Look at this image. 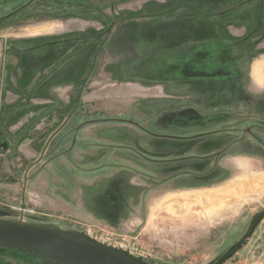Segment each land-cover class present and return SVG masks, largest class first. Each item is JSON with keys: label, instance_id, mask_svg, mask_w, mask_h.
<instances>
[{"label": "rangeland", "instance_id": "374dc122", "mask_svg": "<svg viewBox=\"0 0 264 264\" xmlns=\"http://www.w3.org/2000/svg\"><path fill=\"white\" fill-rule=\"evenodd\" d=\"M254 1L0 0V220L102 223L152 264H215L264 210V96L242 87L264 53ZM32 54L49 56L38 78ZM176 81L205 90L172 99ZM237 158L257 185L196 204ZM260 249L264 219L223 264ZM0 264L56 263L5 248Z\"/></svg>", "mask_w": 264, "mask_h": 264}, {"label": "water", "instance_id": "95a60500", "mask_svg": "<svg viewBox=\"0 0 264 264\" xmlns=\"http://www.w3.org/2000/svg\"><path fill=\"white\" fill-rule=\"evenodd\" d=\"M262 219L264 210L257 213L240 241L215 264H223L244 246ZM0 246L29 252L56 264H152L98 243L86 235L23 221L0 220Z\"/></svg>", "mask_w": 264, "mask_h": 264}, {"label": "crops", "instance_id": "0c3cea01", "mask_svg": "<svg viewBox=\"0 0 264 264\" xmlns=\"http://www.w3.org/2000/svg\"><path fill=\"white\" fill-rule=\"evenodd\" d=\"M255 2H259V1L255 0L254 3ZM251 3H253V2H250V4ZM260 4L264 5V1H260ZM263 8H264V6H263ZM247 10H250V11L255 10V12H256V14L254 16L255 21H257L261 17L260 16L261 15L260 11H262L261 7L255 8L252 6H248ZM56 27L60 28V27H62V25H55V24L47 25L42 29H37V30L33 31L34 32L33 34H38L40 31L51 32ZM255 44H257V43H255ZM169 45L177 46V45H180V42L174 41V42H171ZM32 55L33 56H31L30 58L27 57L26 60L28 63H30V65L32 66V69L36 70L35 73H33V76L36 74V72L39 73V74H37V76H35L36 78H38L40 73L44 72V69H46V68H44V62H45L46 57H49V56L46 54V57L44 58V54H41V55L32 54ZM253 60H255V63H252ZM249 73H252L257 78L258 77L264 78V53L259 58H258V55L254 56L252 58V60L249 64L248 74ZM201 76H204V75L201 74ZM178 81H176L175 86L172 85L173 87H172L171 91L169 92V94L171 96L170 98H172V99H175V98L183 99L186 97H194L195 93H198L200 91L204 92V90H205V89L200 90L199 88H197L198 90L196 89V92H195L193 90L194 88H191V87L185 88L184 86H182L183 84L178 83ZM42 83H44V82H42ZM183 83H185V85H186L185 80ZM43 86H44V84H42V87ZM245 94H247V93H245ZM248 97H251V96H248ZM248 97H247V99L244 96L239 97V98L242 102L248 103L249 102ZM249 99L252 100L251 98H249ZM243 161L244 160H242L241 158H237V159L233 160V165H234L235 170H236V174L234 176H232V177L227 176L226 178H224L218 182H214V183L207 184V185H201L200 187L194 189L193 191L198 192V195L195 197L194 202L196 204H203L206 207L215 206L216 204L221 205L224 202H227L228 205L230 206L231 205V203H229L230 198L236 197V199H237L238 196H243L244 194H242V193H245L247 189H253V187H255L257 185L256 184L257 181L251 176L246 177V175H242L243 169H242L241 162H243ZM254 184H256V185H254ZM248 185H250L252 188H248ZM255 190H256V188H255ZM235 205H236V203L233 204V206H235ZM232 212L233 211H230V213H232Z\"/></svg>", "mask_w": 264, "mask_h": 264}, {"label": "built area", "instance_id": "2783aa9c", "mask_svg": "<svg viewBox=\"0 0 264 264\" xmlns=\"http://www.w3.org/2000/svg\"><path fill=\"white\" fill-rule=\"evenodd\" d=\"M85 235L103 245L122 251L133 257L142 260H155L152 258V250L141 246L133 241L127 234L117 233L113 228H109L102 223H92L84 230ZM259 248L261 247L258 245ZM264 252L262 249L255 250L251 253L253 258L262 257ZM157 264V263H154Z\"/></svg>", "mask_w": 264, "mask_h": 264}, {"label": "clouds", "instance_id": "9594fccd", "mask_svg": "<svg viewBox=\"0 0 264 264\" xmlns=\"http://www.w3.org/2000/svg\"><path fill=\"white\" fill-rule=\"evenodd\" d=\"M252 63H255V60H253ZM242 87L244 91L252 97L258 98L264 96V78H257L252 73L248 74Z\"/></svg>", "mask_w": 264, "mask_h": 264}, {"label": "trees", "instance_id": "16d2710c", "mask_svg": "<svg viewBox=\"0 0 264 264\" xmlns=\"http://www.w3.org/2000/svg\"><path fill=\"white\" fill-rule=\"evenodd\" d=\"M1 249H5V247H1V246H0V250H1ZM15 250H18V249H15ZM19 251H22V250H19ZM24 252H25V251H24ZM26 253L31 254V255H34V254H32V253H29V252H26ZM46 260H47V259H46ZM48 261H49V260H48Z\"/></svg>", "mask_w": 264, "mask_h": 264}, {"label": "bare ground", "instance_id": "6f19581e", "mask_svg": "<svg viewBox=\"0 0 264 264\" xmlns=\"http://www.w3.org/2000/svg\"><path fill=\"white\" fill-rule=\"evenodd\" d=\"M258 78H261V77H258ZM263 78V77H262Z\"/></svg>", "mask_w": 264, "mask_h": 264}]
</instances>
